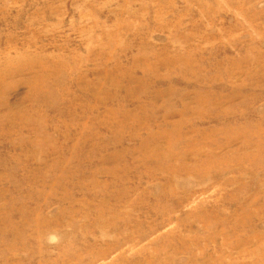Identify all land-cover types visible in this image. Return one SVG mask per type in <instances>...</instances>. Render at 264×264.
<instances>
[{
  "label": "rangeland",
  "instance_id": "obj_1",
  "mask_svg": "<svg viewBox=\"0 0 264 264\" xmlns=\"http://www.w3.org/2000/svg\"><path fill=\"white\" fill-rule=\"evenodd\" d=\"M0 264H264V0H0Z\"/></svg>",
  "mask_w": 264,
  "mask_h": 264
}]
</instances>
